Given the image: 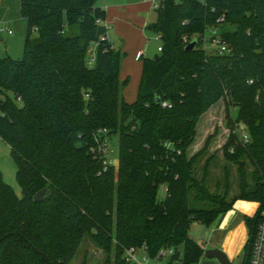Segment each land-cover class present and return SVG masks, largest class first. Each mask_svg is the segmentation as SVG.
I'll return each instance as SVG.
<instances>
[{
  "label": "trees",
  "instance_id": "obj_1",
  "mask_svg": "<svg viewBox=\"0 0 264 264\" xmlns=\"http://www.w3.org/2000/svg\"><path fill=\"white\" fill-rule=\"evenodd\" d=\"M97 1L19 0L27 30L22 57H0V140L21 196L0 172V264H69L85 237L105 252L103 264H136L125 259L129 247L149 258L173 247L170 261L196 264L204 250L191 223L211 225L236 200L257 204L243 215L245 260L264 210V0H160L151 29L161 50L141 58L131 103L120 78L125 53L106 38ZM213 29L226 52L206 51ZM221 98L229 129L222 155L238 165L230 201L227 174L220 193L207 186L208 160L200 179L194 172L214 134L186 155L199 117ZM112 134L117 165L104 169L95 138Z\"/></svg>",
  "mask_w": 264,
  "mask_h": 264
},
{
  "label": "rangeland",
  "instance_id": "obj_2",
  "mask_svg": "<svg viewBox=\"0 0 264 264\" xmlns=\"http://www.w3.org/2000/svg\"><path fill=\"white\" fill-rule=\"evenodd\" d=\"M100 2L101 0L97 1V4H100ZM117 2L130 5L121 8L119 11H117L118 9H114L116 11L110 12L106 19L107 35L115 49H119L125 53L122 60L120 78L127 80L123 90V98L126 102L131 103L137 98L142 59L152 58L156 54L159 55L158 47L161 45V41L153 29H147L146 27L156 21L155 5H158L160 0H119ZM1 7L0 16L2 15L1 18L6 24H3L4 26L0 24V28H3L0 31V57L10 56L20 59L24 51L27 20L20 13L19 0H1ZM7 29L11 32H8ZM210 35L211 31L209 30L204 36L205 41H207V52H211L215 48L208 42ZM137 52L143 54L142 59L139 61L135 59ZM225 107L226 103L221 98L220 101L216 102L207 112L201 115L196 124L194 140L186 149V155L189 157L198 152L204 146L206 138L214 134L205 152L196 161L194 172L195 176L200 179L203 175L204 165L208 160L207 186L210 191H218L220 193L224 190L227 174L229 189L226 199L230 201L234 196L238 195L239 177L237 172L238 165L227 162L222 155V146L229 135ZM230 114L232 117L236 115L234 107L230 108ZM244 129V126L239 124L235 130L236 134L240 135L241 132L246 133ZM106 147L107 152L105 157L107 163L116 166L118 159L117 134H112L106 139ZM250 171V165L246 164V173L249 174ZM0 172L3 180L13 188L18 196H21V189L15 177V163L10 155L8 145L1 140ZM164 196L165 185H160L158 198L163 199ZM240 206H242L241 213H243L242 211H251L254 214L257 211V204L252 201L241 200ZM261 214L264 216V210L261 211ZM215 224L216 222L213 225ZM205 230L206 226L193 221L190 225L189 235L205 244L207 240ZM179 250L181 252V248ZM244 257L245 249L243 247L240 254L231 264H242ZM105 259V252L95 246L88 237H85L69 264H103ZM205 260L209 261L211 259Z\"/></svg>",
  "mask_w": 264,
  "mask_h": 264
},
{
  "label": "crops",
  "instance_id": "obj_3",
  "mask_svg": "<svg viewBox=\"0 0 264 264\" xmlns=\"http://www.w3.org/2000/svg\"><path fill=\"white\" fill-rule=\"evenodd\" d=\"M114 1L116 0H101L100 4H98V6L104 8L106 12V18L104 21L105 25H106V19L111 11H113L114 9H118L117 11H119L121 8L130 5V4L124 5L122 3H118L117 1L119 0H117L116 2ZM1 9L2 7H1V0H0V10ZM1 17L2 15L0 16V24L2 25L6 24V22L3 21ZM2 30L3 28H0V31ZM8 32H11V31L8 30ZM106 38L111 42V40L109 39L107 35V32H106ZM142 56L143 54L141 55L139 59H136V55H135V59L139 61L141 60ZM240 201L241 200H236L230 209L220 214L211 225L206 226L205 237L207 240L205 241V244L199 239H195L203 250L209 249V248L221 249L227 255L230 261V264L233 260H235V258H237V256L240 254L243 247H245V244L248 241L247 236L249 237L248 226L245 220L243 219V215L251 216L252 213L251 211H242L243 213H241L242 206H240ZM215 222L216 224L213 225ZM143 255H146V252L143 249H139L138 256L141 257ZM170 257H171V254H168L162 257L148 258L144 264H182L179 259L170 261ZM205 259L207 258L202 256L196 264H220L214 258H212L209 261H206Z\"/></svg>",
  "mask_w": 264,
  "mask_h": 264
},
{
  "label": "built area",
  "instance_id": "obj_4",
  "mask_svg": "<svg viewBox=\"0 0 264 264\" xmlns=\"http://www.w3.org/2000/svg\"><path fill=\"white\" fill-rule=\"evenodd\" d=\"M159 5V4H158ZM158 5H155V8L158 7ZM222 17L219 18L221 20ZM211 35H210V44L213 45L215 48L219 50V52H226L227 48L224 44H222L219 41L218 35H217V30L213 29L210 30ZM158 37V35H157ZM205 40V39H204ZM207 42V41H206ZM206 43H205V48H206ZM213 49V50H214ZM161 50V47H158V51ZM142 53L137 52L136 53V59H139L141 57ZM169 106L166 102H162V106ZM240 137L242 138L243 142L248 141V136L245 132H241ZM95 141L97 142V148L99 153L101 154L103 160V168L105 169L107 165H110L106 161V152H107V147H106V139L98 140V138H95ZM232 151V150H231ZM261 214V213H260ZM143 249V248H141ZM138 250L137 248L134 247H129L125 250V259L129 262H134L136 264H144L147 259L149 258L147 255H143L141 257L138 256ZM144 250V249H143ZM145 251V250H144ZM174 252L173 247H168V248H163L161 249L158 254L160 257L172 254ZM247 256L245 261V264H264V216L260 217V220L256 222L253 228V233L250 237V242L248 244L247 248Z\"/></svg>",
  "mask_w": 264,
  "mask_h": 264
},
{
  "label": "water",
  "instance_id": "obj_5",
  "mask_svg": "<svg viewBox=\"0 0 264 264\" xmlns=\"http://www.w3.org/2000/svg\"><path fill=\"white\" fill-rule=\"evenodd\" d=\"M147 29H151V25L146 27ZM195 41H191L187 44L185 49H190L194 46ZM46 192V189H42L39 192H37L33 198L35 202H41L44 198V194ZM203 257L207 259H216L220 264H230V261L227 257V255L219 248H209L205 249L203 252Z\"/></svg>",
  "mask_w": 264,
  "mask_h": 264
}]
</instances>
